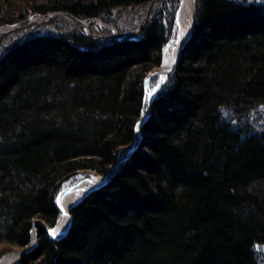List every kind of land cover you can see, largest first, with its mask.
<instances>
[{"label": "trees", "instance_id": "obj_1", "mask_svg": "<svg viewBox=\"0 0 264 264\" xmlns=\"http://www.w3.org/2000/svg\"><path fill=\"white\" fill-rule=\"evenodd\" d=\"M153 0H0V28L52 13L114 22ZM179 0H157L138 34L30 32L0 56V258L19 264H263L264 2L195 0L192 30L150 104ZM104 185L69 209L76 175ZM263 254V255H262Z\"/></svg>", "mask_w": 264, "mask_h": 264}, {"label": "bare ground", "instance_id": "obj_2", "mask_svg": "<svg viewBox=\"0 0 264 264\" xmlns=\"http://www.w3.org/2000/svg\"><path fill=\"white\" fill-rule=\"evenodd\" d=\"M194 8H195V0H180L179 1V5L176 10L177 39L175 43L173 44V46H171L169 49H166L165 52L163 51L164 54H163L161 65L159 69L156 71L157 76H158V80L156 81V83L151 84V79H150L151 75H149L148 77L146 76L145 78L143 109H142L140 118L136 124V129H135L136 133L141 131L142 124L147 119L148 114L150 112V104L153 98L155 97L156 93L160 89L161 85L164 83L165 79L167 78L168 73L175 65L178 55L180 54L181 46L183 45L185 40L188 38L192 30ZM84 26L86 30L88 31V25L85 24ZM18 29H19V26H11V27L6 26V27L0 28V39L6 33L10 31H17ZM133 146L137 147L136 144H134ZM122 161L123 160H121L120 162ZM120 162L115 167H113L108 172H106V174L102 178L101 177L91 178V179L89 178V180H83L72 186H66L60 189L56 197V203L58 202L57 206L60 210V215L58 219L56 220V223L54 224V226L48 227L44 225L48 229L47 232H49V235L51 238L59 239L61 236H63L67 232L69 224H70V220H71L70 215H69L70 206L71 205L73 206L74 204L82 200V198L86 194H88L90 191L98 187H101L102 186L101 183L102 184L107 183L114 176V174L120 169L119 168L113 174L115 169L119 166ZM76 192H79L80 196L78 198L74 197L75 198L74 200H70ZM36 222L37 221H35L34 224H40ZM29 243H30V246H26L22 250L27 249L28 251H30L37 244V233L34 227L32 228L31 233H30ZM28 251H26L25 253H27ZM22 255H20L19 252L8 253L2 258H0V264H18Z\"/></svg>", "mask_w": 264, "mask_h": 264}, {"label": "rangeland", "instance_id": "obj_3", "mask_svg": "<svg viewBox=\"0 0 264 264\" xmlns=\"http://www.w3.org/2000/svg\"><path fill=\"white\" fill-rule=\"evenodd\" d=\"M259 1L264 2V0H259ZM147 6L148 5L141 6L138 8L129 7V8L121 9V10L115 9L111 13V17H115L114 22H110V23L104 21V18H93L90 20H81V19L72 18L64 13L57 15V16H53L49 20H46L48 19L47 17H31L27 19L26 21H23L19 24L12 25V26H19V29L17 31H10L6 33L5 35H3V37L0 39V56L4 54L5 50L12 43L24 38L30 32L61 33L66 30L73 29V30L80 31L83 35L93 40H100V41H110L114 39L120 40L118 36L123 35V34L133 33L137 31V29L139 28L140 24L142 23L145 17V11H146ZM43 20H46V21L42 22ZM77 20L82 21L84 24L78 22ZM38 21H41V22H38ZM85 24L88 25V31L86 30L84 26ZM3 27H6V26H3ZM92 35H97L101 37L94 38ZM176 39H177V25H176V16H175V31L172 34L171 38L169 39L168 43L166 44L164 48V52L166 49H169L171 46H173ZM158 69L152 70L147 74V77L149 75L152 76V77L150 76L151 84L156 83V81L158 80V76L156 73ZM139 138H140V132L136 133L133 145L139 142ZM97 177L102 178L103 176H96V175L82 176L79 174V175L74 176L71 180L65 182L63 186L61 187V189L66 186H72L80 181L89 180V178L91 179V178H97ZM79 196H80L79 192H76L72 196L73 199L71 198L70 200H74L75 198H78ZM27 246H30V243ZM262 250H263L262 252H264V248ZM20 251L21 250L12 251V252H20ZM262 263L264 264V257L262 258Z\"/></svg>", "mask_w": 264, "mask_h": 264}, {"label": "water", "instance_id": "obj_4", "mask_svg": "<svg viewBox=\"0 0 264 264\" xmlns=\"http://www.w3.org/2000/svg\"><path fill=\"white\" fill-rule=\"evenodd\" d=\"M155 2H156V0H153V1H151V2H149L148 3V6H147V8H146V11H145V17H144V19H143V21H142V23L140 24V26H139V28L137 29V31H135V32H133V33H129V34H123V35H120V36H118V38L119 39H124V38H128V37H130V36H132V35H134V34H136V33H138L139 31H140V29L143 27V25L145 24V22H146V20H147V18H148V14H149V12H150V10H151V8H152V6L155 4ZM60 14H62L61 12H59V13H52V14H50V15H48L47 16V18L48 19H46V20H49L52 16H57V15H60ZM65 14V13H64ZM76 19V18H75ZM46 20H43L42 22H45ZM78 22H80V23H83L82 21H79V20H77ZM38 22H41V21H38ZM84 24V23H83ZM90 34V33H89ZM190 34H191V32H190ZM190 34H189V36H190ZM94 38H99V37H101V36H97V35H92ZM189 36H188V38H189ZM187 38V39H188ZM187 39L185 40V42L187 41ZM185 42L183 43V45L185 44ZM183 45L181 46V49H182V47H183ZM178 58H179V55H178ZM178 58H177V60H178ZM177 62V61H176ZM171 71V70H170ZM166 80V79H165ZM149 114H150V112H149ZM149 114H148V116H149ZM135 147L136 146H134L133 147V150L135 149ZM133 150H131L129 153H128V155L123 159V161L122 162H120V164H119V166L115 169V171L113 172V174L122 166V164L126 161V159L130 156V154L133 152ZM112 174V175H113ZM104 184V183H103ZM102 183H101V185H103ZM36 223H40L47 231H48V229L41 223V222H39V221H37ZM70 224H71V220H70ZM70 224H69V226H70ZM69 228V227H68ZM49 233V232H48ZM26 251H28L27 249H25V250H21L19 253H20V255H22L23 253H25ZM18 264H19V262H18Z\"/></svg>", "mask_w": 264, "mask_h": 264}]
</instances>
